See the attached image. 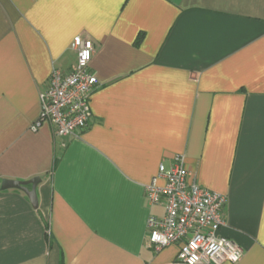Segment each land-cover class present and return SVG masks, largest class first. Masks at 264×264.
I'll return each mask as SVG.
<instances>
[{"label":"crops","instance_id":"1","mask_svg":"<svg viewBox=\"0 0 264 264\" xmlns=\"http://www.w3.org/2000/svg\"><path fill=\"white\" fill-rule=\"evenodd\" d=\"M77 36L94 43L90 126L34 132ZM176 156L227 196L236 264H264V0H0V264H178L146 228ZM34 178L38 208L2 189Z\"/></svg>","mask_w":264,"mask_h":264},{"label":"built area","instance_id":"2","mask_svg":"<svg viewBox=\"0 0 264 264\" xmlns=\"http://www.w3.org/2000/svg\"><path fill=\"white\" fill-rule=\"evenodd\" d=\"M71 49L77 55L75 68L64 73L54 69L46 87L40 91L41 114L31 127L36 132L44 121L55 127L57 137L74 136L90 126V95L99 80L90 69L94 43L77 36ZM164 179L163 186L158 185ZM149 206H163L164 214L147 220V245L156 253L178 246V264H236L243 249L222 236L227 226L226 195L202 187L196 175L185 166V158L176 156L174 164L159 173L147 186Z\"/></svg>","mask_w":264,"mask_h":264},{"label":"water","instance_id":"3","mask_svg":"<svg viewBox=\"0 0 264 264\" xmlns=\"http://www.w3.org/2000/svg\"><path fill=\"white\" fill-rule=\"evenodd\" d=\"M40 183H41L40 178H34L30 181L6 180V181H3L2 189L3 190L18 189L24 192L28 196L32 206L34 208H38L39 203H38V197H37V187Z\"/></svg>","mask_w":264,"mask_h":264}]
</instances>
